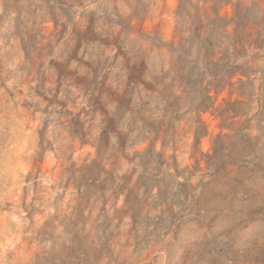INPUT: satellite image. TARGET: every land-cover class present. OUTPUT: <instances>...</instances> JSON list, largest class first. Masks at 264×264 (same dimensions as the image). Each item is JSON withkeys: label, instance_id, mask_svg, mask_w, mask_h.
Masks as SVG:
<instances>
[{"label": "clouds", "instance_id": "1", "mask_svg": "<svg viewBox=\"0 0 264 264\" xmlns=\"http://www.w3.org/2000/svg\"><path fill=\"white\" fill-rule=\"evenodd\" d=\"M0 264H264V0H0Z\"/></svg>", "mask_w": 264, "mask_h": 264}]
</instances>
